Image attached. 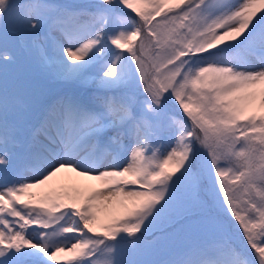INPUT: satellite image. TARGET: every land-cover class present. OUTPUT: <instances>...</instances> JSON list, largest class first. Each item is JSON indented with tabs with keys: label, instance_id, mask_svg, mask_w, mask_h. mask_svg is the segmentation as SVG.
<instances>
[{
	"label": "snow or ice",
	"instance_id": "obj_1",
	"mask_svg": "<svg viewBox=\"0 0 264 264\" xmlns=\"http://www.w3.org/2000/svg\"><path fill=\"white\" fill-rule=\"evenodd\" d=\"M0 264H264V0H0Z\"/></svg>",
	"mask_w": 264,
	"mask_h": 264
},
{
	"label": "rangeland",
	"instance_id": "obj_2",
	"mask_svg": "<svg viewBox=\"0 0 264 264\" xmlns=\"http://www.w3.org/2000/svg\"><path fill=\"white\" fill-rule=\"evenodd\" d=\"M164 256H165V252L162 250L158 258L162 259V258H164Z\"/></svg>",
	"mask_w": 264,
	"mask_h": 264
}]
</instances>
